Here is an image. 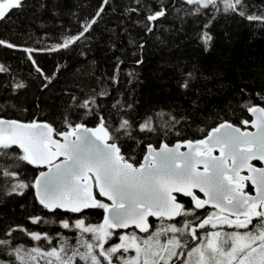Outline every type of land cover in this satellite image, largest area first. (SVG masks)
Masks as SVG:
<instances>
[{
  "label": "snow or ice",
  "instance_id": "snow-or-ice-1",
  "mask_svg": "<svg viewBox=\"0 0 264 264\" xmlns=\"http://www.w3.org/2000/svg\"><path fill=\"white\" fill-rule=\"evenodd\" d=\"M134 2L137 6L125 11L132 14L146 9L143 20L137 22L149 33L155 22L168 15L167 4ZM109 3L102 0L95 16L82 24L78 34L66 35L50 48H20L5 39H0V47L26 53L35 71L47 81L46 88L56 74L46 75L33 54L67 50L86 38ZM24 6L25 0H0V21ZM173 7L177 13L184 10L185 15L209 16L198 37L205 51L213 40L208 29L217 14L264 25V0L259 10L248 0H180V6L173 3ZM121 64L118 60L113 82H117ZM10 71V66L0 63V74ZM27 87L25 81L15 78L10 84L13 94ZM181 87L187 88L188 82ZM106 95L93 90L81 101L72 98L85 116H96L95 127L73 122L66 114L62 129L46 120L24 122L0 115V193L23 196L26 190H33L36 201L48 213L73 215L52 221L33 215L30 222L58 223L75 233V244L70 245L62 232L53 236L23 225L10 226L0 234V264H264V96L260 103L243 105L251 119L240 120L239 126L223 120L202 139L156 146L133 133L167 130L169 121L174 127L179 120L158 112L134 125L121 115L113 127L97 103L98 96ZM112 107L118 112L125 108L119 100ZM164 115L168 121H163ZM122 137L135 141L136 147L143 146L141 162L127 155ZM21 164L42 170L29 182ZM249 185L255 195L246 191ZM181 197L188 198L191 206ZM206 206L213 210L201 217L197 210ZM92 209L103 210L99 223L87 221L84 214ZM224 226L233 230L223 231ZM16 232L27 236L32 246L17 243Z\"/></svg>",
  "mask_w": 264,
  "mask_h": 264
},
{
  "label": "trees",
  "instance_id": "trees-1",
  "mask_svg": "<svg viewBox=\"0 0 264 264\" xmlns=\"http://www.w3.org/2000/svg\"><path fill=\"white\" fill-rule=\"evenodd\" d=\"M101 2L25 0L23 9L0 21V39L20 48H50L62 37L78 34L82 24L95 16ZM248 2L257 10L261 8L262 0ZM142 3L169 5L168 15L155 22L151 33L137 22L143 20L146 9L129 14L125 10L137 6L134 0H110L86 38L67 50L35 52L34 58L44 73L56 74L46 88L43 85L47 81L35 71L26 53L0 47V63L11 69L10 73L0 74L3 107L0 115L22 121L46 120L62 129L66 114L73 122L95 126L96 116H85L72 98L81 101L92 95L93 90L104 91L107 95L98 96L97 103L113 127L121 115L130 118L134 125L158 112L179 120L174 127L169 121L167 130L133 133L156 146L161 142L201 139L223 120L239 126L240 120L251 119L243 105L249 101L260 103V96H264V25L236 15L217 14L208 29L213 40L205 51L198 37L209 16L185 15L186 5L177 13L173 3L179 7L180 0H142ZM141 44L143 48L139 47ZM137 59L144 62L137 64ZM118 60L123 64L117 82H113ZM13 78L25 81L28 87L13 94L10 88ZM185 81L188 87L182 88ZM116 100L125 106L123 111L113 109ZM128 104L131 109L126 108ZM168 120V115H164L163 121ZM120 142L127 155L141 162L143 146L136 147L135 141L126 137ZM21 168L29 182L41 170L26 164H21ZM102 214V210L92 209L84 215L87 221L99 223ZM33 215H43L52 221L73 214L60 211L53 216L41 208L31 189L23 196L0 193V234L10 226L23 225L53 236L62 232L70 245L75 244V233L60 228L58 223L33 225L29 220ZM14 236L17 243L33 244L23 233L16 232ZM41 243L47 247L45 242Z\"/></svg>",
  "mask_w": 264,
  "mask_h": 264
},
{
  "label": "flooded vegetation",
  "instance_id": "flooded-vegetation-1",
  "mask_svg": "<svg viewBox=\"0 0 264 264\" xmlns=\"http://www.w3.org/2000/svg\"><path fill=\"white\" fill-rule=\"evenodd\" d=\"M254 163H256V162H254ZM246 191H248L250 194L251 193H253V188H252V186L251 185H249V187L246 189ZM181 199L185 202V204L187 205V206H191V202H190V200L188 199V198H185V197H181ZM213 209H211V206H206V209L205 210H197V212H198V215H200L201 217H203L204 215H206L207 214V212L208 211H212ZM102 212H103V210H102ZM102 217H103V214H102ZM151 219V218H150ZM101 220H102V218H101ZM151 222L152 223H155V220L154 219H151ZM254 223H255V221H254ZM222 230L223 231H232L233 229H229V228H227L226 226H224L223 228H222ZM141 235H143V234H141Z\"/></svg>",
  "mask_w": 264,
  "mask_h": 264
},
{
  "label": "water",
  "instance_id": "water-1",
  "mask_svg": "<svg viewBox=\"0 0 264 264\" xmlns=\"http://www.w3.org/2000/svg\"><path fill=\"white\" fill-rule=\"evenodd\" d=\"M250 115V114H249ZM6 118V117H5ZM10 119H13V118H10ZM22 121V120H21ZM38 121H45V120H38ZM24 122H29V121H24ZM88 126V125H87ZM96 126V125H95ZM95 126H88V127H95ZM248 131H252V132H254L255 131V129L254 128H251V127H248V129H247ZM204 138V137H203ZM202 139V138H201ZM175 143H177V142H175ZM175 143H173V144H169V146H173ZM181 151H186L187 149L186 148H181L180 149ZM215 155H218L219 153H218V151L217 152H215L214 153ZM141 161H142V159H141ZM42 170V169H41ZM38 174V173H37ZM36 174V175H37ZM243 174H246V171H245V173H243ZM253 188V187H252ZM33 194H34V192H33ZM252 195H255V191H254V188H253V193H251ZM202 195V194H201ZM35 196V195H34ZM103 218V217H102Z\"/></svg>",
  "mask_w": 264,
  "mask_h": 264
},
{
  "label": "bare ground",
  "instance_id": "bare-ground-1",
  "mask_svg": "<svg viewBox=\"0 0 264 264\" xmlns=\"http://www.w3.org/2000/svg\"><path fill=\"white\" fill-rule=\"evenodd\" d=\"M173 1H174V0H173ZM177 6H178V5H177ZM260 25H261V24H260ZM253 33H254V32H253ZM172 36H173V35H172ZM170 40H171V39H170ZM138 50H139V49H138ZM138 50H137V51H138ZM140 55H142V54H140ZM135 57H136V56H135ZM140 57H141V56H140ZM136 58H137V57H136ZM139 73H140V72H139ZM133 149H134V148H133ZM136 151H137V150H136ZM134 153H135V152H134ZM23 224H24V223H23ZM16 235H17V234H16Z\"/></svg>",
  "mask_w": 264,
  "mask_h": 264
}]
</instances>
